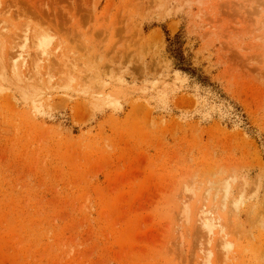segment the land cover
Listing matches in <instances>:
<instances>
[{"label":"rangeland","instance_id":"374dc122","mask_svg":"<svg viewBox=\"0 0 264 264\" xmlns=\"http://www.w3.org/2000/svg\"><path fill=\"white\" fill-rule=\"evenodd\" d=\"M0 264H264V0H0Z\"/></svg>","mask_w":264,"mask_h":264},{"label":"trees","instance_id":"16d2710c","mask_svg":"<svg viewBox=\"0 0 264 264\" xmlns=\"http://www.w3.org/2000/svg\"><path fill=\"white\" fill-rule=\"evenodd\" d=\"M174 56H175V58H176L177 61H178V62H177V66H176V68H177L178 70H181V71H183V72H185V73H188V74H194V73L196 72V70H195L194 68H192L191 66L186 65V64L184 63L185 58H184L182 52L179 51V54L174 55Z\"/></svg>","mask_w":264,"mask_h":264},{"label":"bare ground","instance_id":"6f19581e","mask_svg":"<svg viewBox=\"0 0 264 264\" xmlns=\"http://www.w3.org/2000/svg\"><path fill=\"white\" fill-rule=\"evenodd\" d=\"M27 34V33H26ZM22 47V46H21ZM24 47V46H23ZM28 53V52H27ZM26 53V54H27ZM10 56V58L11 59H15L16 61H17V63L19 62L21 65H22V63H25L26 61H27V59H26V55H24V53H22V52H20V51H15V52H13V53H10L9 54ZM30 55V54H29ZM28 57V56H27ZM29 58V57H28ZM19 65V64H18Z\"/></svg>","mask_w":264,"mask_h":264}]
</instances>
